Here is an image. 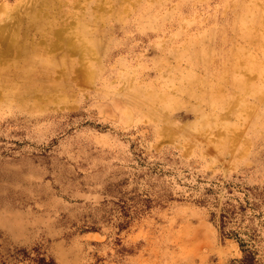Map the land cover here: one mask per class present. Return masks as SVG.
Instances as JSON below:
<instances>
[{"label": "rangeland", "instance_id": "1", "mask_svg": "<svg viewBox=\"0 0 264 264\" xmlns=\"http://www.w3.org/2000/svg\"><path fill=\"white\" fill-rule=\"evenodd\" d=\"M261 4L0 0V264H264Z\"/></svg>", "mask_w": 264, "mask_h": 264}, {"label": "bare ground", "instance_id": "2", "mask_svg": "<svg viewBox=\"0 0 264 264\" xmlns=\"http://www.w3.org/2000/svg\"><path fill=\"white\" fill-rule=\"evenodd\" d=\"M260 1V3H262L261 5H260V10H259V13H257V16L258 17H263L264 18V0H259ZM40 2H41V0H40ZM53 5V4H52ZM59 6V5H58ZM54 7V6H53ZM257 7V6H256ZM256 7H255V9H256ZM2 8H3V6H2ZM102 9V8H101ZM242 9V8H241ZM254 9V10H255ZM6 10V9H5ZM257 11V10H256ZM4 12V11H3ZM37 14V13H36ZM46 14V13H45ZM45 14H43V15H45ZM256 14V13H255ZM42 15V16H43ZM259 19V18H258ZM256 20V19H255ZM261 20V19H260ZM61 22V21H60ZM261 22V21H260ZM67 25V24H66ZM113 25V24H112ZM56 30V29H55ZM9 32V31H8ZM43 35V34H42ZM226 36H228V35H226ZM80 37V36H79ZM80 39V38H79ZM84 43V42H83ZM83 43H82V45H83ZM85 44V43H84ZM69 46V45H68ZM82 47V46H81ZM29 49V48H28ZM87 49H89V47L87 46ZM83 51V50H82ZM81 51V52H82ZM93 51V50H92ZM80 52V53H81ZM93 54H94V52H93ZM1 55V54H0ZM4 56V55H3ZM6 60V59H5ZM209 62V61H208ZM87 67V66H86ZM89 68V67H88ZM91 73V72H90ZM89 73V74H90ZM92 77V76H91ZM88 79V78H87ZM90 79V78H89ZM88 79V80H89ZM83 80H84V78H83ZM87 81V80H86ZM253 90H254V88H252ZM259 110V109H258ZM258 112V111H257Z\"/></svg>", "mask_w": 264, "mask_h": 264}]
</instances>
